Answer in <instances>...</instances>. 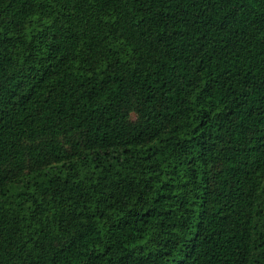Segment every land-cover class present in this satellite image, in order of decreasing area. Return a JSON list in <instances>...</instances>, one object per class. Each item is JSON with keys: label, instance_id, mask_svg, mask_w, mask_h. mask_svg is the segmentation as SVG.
Masks as SVG:
<instances>
[{"label": "trees", "instance_id": "trees-1", "mask_svg": "<svg viewBox=\"0 0 264 264\" xmlns=\"http://www.w3.org/2000/svg\"><path fill=\"white\" fill-rule=\"evenodd\" d=\"M0 264H264V0H0Z\"/></svg>", "mask_w": 264, "mask_h": 264}]
</instances>
